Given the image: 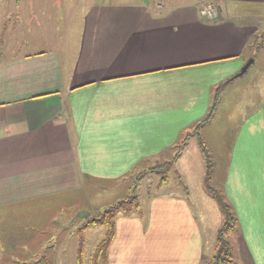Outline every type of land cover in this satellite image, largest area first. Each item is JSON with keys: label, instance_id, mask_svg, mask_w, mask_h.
Returning a JSON list of instances; mask_svg holds the SVG:
<instances>
[{"label": "crops", "instance_id": "1", "mask_svg": "<svg viewBox=\"0 0 264 264\" xmlns=\"http://www.w3.org/2000/svg\"><path fill=\"white\" fill-rule=\"evenodd\" d=\"M55 4L30 5L28 19L37 21L25 22L23 31L19 23L0 30V44L8 37L0 48V212L9 220V240L28 241L24 230L43 227L49 205L69 203L64 196L89 180L127 178L172 159L207 114L214 89L255 57L250 41L264 27V0ZM208 6L218 14L205 15ZM251 65L221 88L217 109L251 86L244 80ZM246 108L221 148V172L208 140L215 115L199 136L188 137L172 166L203 138L249 261L264 264V103ZM187 161L181 171L203 169V183L200 144ZM168 185L169 179L158 188ZM204 192L186 183L183 191L155 195L139 212H119L105 264H204L216 244L208 254L194 207L206 205L211 195ZM2 252L0 235V261Z\"/></svg>", "mask_w": 264, "mask_h": 264}, {"label": "rangeland", "instance_id": "2", "mask_svg": "<svg viewBox=\"0 0 264 264\" xmlns=\"http://www.w3.org/2000/svg\"><path fill=\"white\" fill-rule=\"evenodd\" d=\"M16 4L24 9V12L15 14L14 11H8V6L14 7ZM30 5H43L50 10L52 5L55 6L56 4L55 0H0V30L6 28L7 32L9 27L19 23L18 25H21L23 31L26 27L25 22L31 20L35 23L37 19H28L30 15L25 12ZM259 30L253 34L250 41L251 52L255 56L253 58L254 63H252L248 75L244 77V80H251L248 83L251 86L246 85L245 90L240 88L233 102L227 103V105L224 103L222 108L216 109L215 120L208 128V138H210L208 140L216 154L218 172L222 171L220 170L221 163L224 164L221 148L231 137L236 124L243 118V114H246L248 110L246 105L254 103L257 99L264 103V34H262L264 27L259 28ZM3 39L5 44H0V48H7L8 37ZM17 46L21 48L19 44ZM23 49L21 48V50ZM198 147L199 144L196 143L192 149V144H190L176 167L172 165V167H167V163H165L159 167L143 169L141 170L142 174H139L141 171L134 172L127 178L115 181H87L86 185L75 193L64 196L65 201H69V203L64 206L61 204L49 205L47 210L49 217L43 221L45 223L43 227L24 230L28 233L26 237L28 241L18 235L13 240H9V220L2 219L4 215H1L0 212V235L3 243V257L0 264H20L23 262L27 264H79V238L76 234L79 224H82L90 215L97 216L108 206L130 196L133 193L132 190L136 189L140 202L145 208L155 195L160 192H169L175 188L183 191L186 183L195 192H204L203 169L200 171L197 167H192L188 172L181 171V168L184 167L183 163L188 162L191 153L198 151ZM164 175H167L169 185L158 188V184ZM217 178L216 176V179H213V184L220 189ZM196 196L198 197V195ZM206 197L207 203L202 209L199 203H195L197 205L194 207L202 215V221L206 227V230L204 229L207 235L206 246L207 249H210L216 243V235L212 229L215 226H221L225 218L216 199L213 196ZM19 231L21 232V230ZM105 231L106 226L100 224L93 225L86 231L82 264H94L93 253L98 243L103 239ZM227 238L231 243L234 259V262L230 264H251L241 241L240 230L235 227ZM208 254H211V249L208 250Z\"/></svg>", "mask_w": 264, "mask_h": 264}, {"label": "trees", "instance_id": "3", "mask_svg": "<svg viewBox=\"0 0 264 264\" xmlns=\"http://www.w3.org/2000/svg\"><path fill=\"white\" fill-rule=\"evenodd\" d=\"M238 74L226 79L225 81L221 82L215 89L212 95V102L208 109L207 114L199 120L193 127L192 130L188 131L183 138L177 144L176 154L173 156L171 160L167 162V167L174 164L176 158L179 156L184 144L186 143L187 139L191 135H198L199 136V129L203 126V124L209 122L213 116L215 115L218 103V96L219 91L221 88L226 85L229 81L237 77ZM199 144L202 150L204 159H205V175L203 179L204 188L206 191L213 196L216 201L218 202L220 209L223 212L225 221L224 223L218 228L216 232V244L212 251L210 257L205 261L204 264H230L234 262L233 255L231 252V243L228 240V234L236 227L237 218L233 210L231 209L230 204L226 200L224 193L221 189L217 188L213 184V174L215 170V161L212 157V153L205 144L202 137H199ZM153 168V167H151ZM144 172V171H143ZM142 174V171L139 173ZM168 180L167 175H164L158 187L163 185L164 182ZM133 193L112 204L105 208L99 215L93 216L90 215L88 218L84 220L82 224H80L77 228L76 234L79 238V246H78V263L82 264L83 260V251H84V244H85V233L89 229V227L100 224L106 226V232L103 239L98 243L93 255V262L94 264H105L106 263V254L111 242V239L114 235L115 230V217L119 212H124L126 214H131L133 212H139L141 209V203L139 196L136 193V189L132 190ZM20 264H27V263H20Z\"/></svg>", "mask_w": 264, "mask_h": 264}, {"label": "built area", "instance_id": "4", "mask_svg": "<svg viewBox=\"0 0 264 264\" xmlns=\"http://www.w3.org/2000/svg\"><path fill=\"white\" fill-rule=\"evenodd\" d=\"M203 13L209 17H214L218 14V10L214 6H208Z\"/></svg>", "mask_w": 264, "mask_h": 264}, {"label": "water", "instance_id": "5", "mask_svg": "<svg viewBox=\"0 0 264 264\" xmlns=\"http://www.w3.org/2000/svg\"><path fill=\"white\" fill-rule=\"evenodd\" d=\"M254 62V59L253 58H250L246 63L245 65L242 67L241 71L238 73V75H241L243 74L247 69L248 67L251 65V63Z\"/></svg>", "mask_w": 264, "mask_h": 264}]
</instances>
